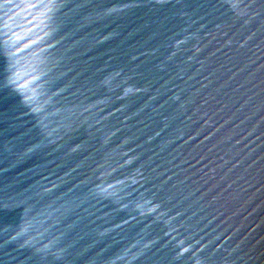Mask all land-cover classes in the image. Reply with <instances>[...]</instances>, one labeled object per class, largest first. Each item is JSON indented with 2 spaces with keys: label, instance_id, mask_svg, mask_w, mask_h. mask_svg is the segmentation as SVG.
<instances>
[{
  "label": "water",
  "instance_id": "95a60500",
  "mask_svg": "<svg viewBox=\"0 0 264 264\" xmlns=\"http://www.w3.org/2000/svg\"><path fill=\"white\" fill-rule=\"evenodd\" d=\"M0 264H264V0H0Z\"/></svg>",
  "mask_w": 264,
  "mask_h": 264
}]
</instances>
